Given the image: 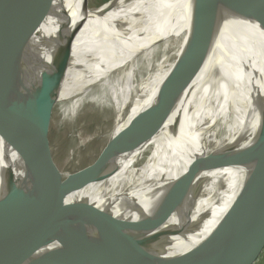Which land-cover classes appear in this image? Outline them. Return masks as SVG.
I'll list each match as a JSON object with an SVG mask.
<instances>
[{
  "label": "water",
  "instance_id": "1",
  "mask_svg": "<svg viewBox=\"0 0 264 264\" xmlns=\"http://www.w3.org/2000/svg\"><path fill=\"white\" fill-rule=\"evenodd\" d=\"M112 1L116 0H108L101 6ZM86 2L81 0L84 10L89 9ZM188 2L193 10L213 8L205 18L203 13L201 18L194 16L192 19L199 23L195 24L199 29L192 32L186 47H193L188 51L194 60L186 64L185 54L177 60L172 76L158 91L155 105L138 113L129 127L111 135L96 162L61 183L38 188L33 184V168L37 146L44 135V121L52 104H42L38 111L41 89L25 91L22 82L15 81L14 77L42 62L65 42L74 40L89 13L86 10L79 24L69 30L70 23L61 0H0V117L6 115L12 101L22 103H18L20 110L4 127L1 140L22 160L24 168L29 167L32 172L28 190L15 181L11 168L3 173L5 192L0 197V264H252L262 252L264 92L247 111L258 123L255 135L251 140L242 138L216 165H205L199 173L168 187L159 188L153 182L130 188L119 195L101 192L105 200L102 209L90 202L100 192L88 187L116 173L117 167L111 160L140 147L152 137L156 126H162L157 117L165 97L164 90L168 97L167 108H171L195 78L193 70H200L207 59L210 48L205 42L217 35L221 12L229 10L246 26L245 32L250 40H262L264 46V0H180L175 9ZM56 18L65 20L56 36L33 43L46 22ZM204 26L207 28L202 29ZM146 37L142 32L137 35L138 47H131L130 53L136 54ZM117 46L126 49L120 44ZM174 79L182 82L173 84ZM34 115L37 116L35 123L31 120ZM177 136L174 133L172 140ZM248 140L249 144L242 145ZM206 157L208 155L199 162L195 160L194 167L204 166L201 162ZM216 157L218 155L212 159ZM229 167L245 172L232 203L205 237L189 249L173 254L174 239L197 230L202 219L198 216L192 220L193 202L205 185L196 178L201 172ZM85 190L89 193L82 197ZM124 215L127 216L124 218ZM117 216L125 220L115 218ZM82 217L105 223H123L138 233L137 238L125 253L104 247L80 227ZM170 218L174 223L164 227ZM122 237L123 234L119 239Z\"/></svg>",
  "mask_w": 264,
  "mask_h": 264
},
{
  "label": "bare ground",
  "instance_id": "2",
  "mask_svg": "<svg viewBox=\"0 0 264 264\" xmlns=\"http://www.w3.org/2000/svg\"><path fill=\"white\" fill-rule=\"evenodd\" d=\"M61 2L71 30L79 24L86 10L77 9L78 1ZM179 3L180 0H116L87 9L89 14L74 40L65 42L42 62L14 79L22 82L25 91L41 89L38 111L42 104H52L49 112L61 105V115L72 116L85 104L106 107L110 103L109 107L117 112L111 135L116 134L129 127L138 113L155 105L158 91L172 76L177 60L184 54L186 64L194 60L189 53L193 47H186L192 32L199 29L195 25L199 23L192 19L194 16L201 18L203 13L205 18L213 8L193 10L188 2L175 9ZM64 23L63 18L47 21L33 43L56 36ZM217 26V35L205 42L210 48L207 59L200 70H193L195 78L186 89L184 87L181 98L174 99L171 108H167L168 97L164 90L165 97L157 117L162 126H156L152 137L140 147L111 160L117 171L110 178L88 187L100 192L90 200L91 204L102 209L104 192L119 195L153 182L159 188L171 186L199 173L205 165H216L229 148L242 138L251 140L255 135L258 123L247 111L264 92L262 40L252 42L245 32L246 26L229 10L220 13ZM141 32L147 35L146 42L132 54L130 49L138 47L136 36ZM171 49L174 50L167 58L154 60L158 53L164 55ZM170 57L172 59L168 60ZM175 80L173 84L182 82ZM18 103L22 105L12 101L6 115L0 117V197L5 192L3 173L10 168L12 157L11 151L2 143L1 133L20 110ZM126 108L128 113L122 120L121 114ZM36 117H32L33 123ZM174 133L178 136L172 140ZM205 155L208 157L201 162L204 166L194 167V161L199 162ZM216 155L218 157L212 159ZM31 176L29 167L22 169L18 182L24 190L31 188ZM244 177L243 170L233 167L207 170L198 175L196 180L204 181L205 185L193 202L192 220L198 216L202 219L193 233L174 239L173 254L189 249L215 227L235 198ZM88 193L83 191L82 197ZM115 218L125 220L120 216ZM79 223L99 244L122 253L128 252L138 235L123 223H105L83 217ZM172 223L174 219L170 218L164 227ZM122 234L124 237L119 239Z\"/></svg>",
  "mask_w": 264,
  "mask_h": 264
},
{
  "label": "rangeland",
  "instance_id": "3",
  "mask_svg": "<svg viewBox=\"0 0 264 264\" xmlns=\"http://www.w3.org/2000/svg\"><path fill=\"white\" fill-rule=\"evenodd\" d=\"M104 1L87 0L86 6L89 9L98 8L105 3ZM77 9L84 10L81 0H78ZM173 50H168L165 56L158 53L154 60L167 58ZM170 59L172 57L168 58ZM108 105L110 106V103ZM60 106L54 107L45 118L44 135L37 146L38 154L33 168L35 171L33 184L38 188L46 187L51 183H61L67 177L96 162L101 150L111 137L115 116H117L113 107L88 104L80 107L74 115L64 116L59 112ZM127 113L128 108L121 114L122 120L125 119ZM10 168L15 181L18 182L24 166L22 160L13 153ZM252 264H264V249Z\"/></svg>",
  "mask_w": 264,
  "mask_h": 264
},
{
  "label": "trees",
  "instance_id": "4",
  "mask_svg": "<svg viewBox=\"0 0 264 264\" xmlns=\"http://www.w3.org/2000/svg\"><path fill=\"white\" fill-rule=\"evenodd\" d=\"M108 0H105L104 2H107Z\"/></svg>",
  "mask_w": 264,
  "mask_h": 264
}]
</instances>
